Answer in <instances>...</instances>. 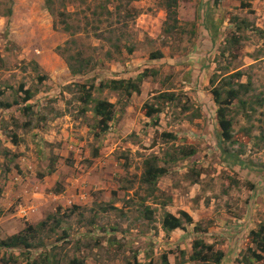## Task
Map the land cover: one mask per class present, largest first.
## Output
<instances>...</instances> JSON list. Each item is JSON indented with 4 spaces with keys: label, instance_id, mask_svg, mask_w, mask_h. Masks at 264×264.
<instances>
[{
    "label": "rangeland",
    "instance_id": "rangeland-1",
    "mask_svg": "<svg viewBox=\"0 0 264 264\" xmlns=\"http://www.w3.org/2000/svg\"><path fill=\"white\" fill-rule=\"evenodd\" d=\"M50 1L51 13L46 0H0V239L45 222L32 249L0 256L13 254L17 264L48 255L56 264H204L190 260L192 243L202 240L223 253L220 264H264L248 250L251 231L264 224V0H175L170 19L171 0ZM59 12L70 15L73 36ZM168 25L175 29L164 34ZM71 39L70 53L92 60L84 77L72 79L56 51ZM145 69L155 75L127 106L104 87ZM248 80L247 91L238 87ZM78 86L114 104L106 133ZM214 86L239 89L245 102L225 111L228 143L218 138ZM164 92L180 105L166 102L157 115L144 109L157 110ZM180 148L196 154L183 159ZM223 149L243 154L225 162ZM153 155L161 167L176 156L154 190L139 183ZM180 212L192 223L165 232L164 214Z\"/></svg>",
    "mask_w": 264,
    "mask_h": 264
},
{
    "label": "trees",
    "instance_id": "trees-1",
    "mask_svg": "<svg viewBox=\"0 0 264 264\" xmlns=\"http://www.w3.org/2000/svg\"><path fill=\"white\" fill-rule=\"evenodd\" d=\"M216 2V1H215ZM51 1L46 0V10H48L50 13L52 12L51 10ZM176 2L175 0H171L169 2H166L165 8L169 14V19L172 16H176ZM108 13V12H107ZM11 14V11L8 10L7 15L9 16ZM59 16H61L62 19V24L63 28L62 30L71 34V36L74 35V33L77 32V30L72 31V26H69V23H67L66 19L69 17V14H64L63 12L58 13ZM173 17V18H174ZM206 21H211L209 18L205 17ZM221 21L218 22L220 24ZM210 25L212 22L209 23ZM245 24V23H244ZM238 26V25H237ZM211 28H215L212 31V35L208 38L212 43H215V40L217 38V31L219 30L220 26H212ZM76 29H78L76 27ZM175 29L174 26L168 25L167 28L164 29V34H170L172 30ZM257 29V28H256ZM260 31L261 35H264V33L261 30ZM233 38H231L232 43H237L238 38L235 37V35H232ZM75 45V41L71 39L70 41L66 42V45L61 48L57 47L56 51L57 53L64 59L71 75L72 79L74 78H80L84 77L87 75L92 68V60L90 58L84 59L83 57H80L81 54H71L69 46ZM117 51H119V47L117 45H113ZM128 52L131 53L132 49H128ZM108 58L111 57V55L108 53L107 54ZM163 56L162 54L156 53V54H151L150 59H161ZM155 70H149L145 69L143 72L137 77L136 80H111L104 84V87L110 88L113 92H118L119 95H123L125 97V102L123 105L127 106V102H129L131 96L136 93L139 94L140 92V83L142 82V79L146 78L147 76L150 75H155ZM236 76H239V72L235 74ZM214 84V80L211 82ZM250 82L248 80L246 86L245 84H238L239 88H243L244 91H247V88L249 86ZM103 87V86H102ZM84 91L86 94L83 97H80V100H83L84 103H91L92 108L91 112L97 119H99V124H100V132L101 133H106L109 129V122H111L112 117H113V108L114 104L106 101V100H94L92 98V95L89 91L84 90V87L78 86V91ZM240 90L230 87L228 89H225L222 86H214L212 89V96H213V101L215 105L218 106L217 108V115H216V120L220 129V133L218 134V138L220 139L221 142L228 143L231 139V134L229 132L231 122L230 120H227L225 118V111L226 109L232 105L234 101H238V103H242L245 107V102H243L240 99ZM32 95L31 93L27 92L25 98L23 99L24 102H27L31 99ZM157 100L162 101V104L157 107V110H154L155 108L147 105L144 107V109H148L150 113L152 114H159L161 106L164 105V103L169 102V103H174L176 106H179V102L177 101V97L175 96L174 92H164L161 93L157 96ZM258 105H263L262 101L259 102L257 101ZM11 104H3L2 108H8L10 107ZM26 108H30V106H25ZM182 111H187L189 108L185 105L180 106ZM251 111H253V108H250ZM58 115V114H56ZM198 116V114L196 115ZM264 116V114H263ZM154 125H157V119L155 120ZM163 137L168 138V139H173L174 137L172 134H164ZM261 142H264V135L261 140ZM15 143V141H14ZM232 144H235L233 141ZM243 150H237V152H232L230 153L228 149H223L221 155H223V160L227 162L228 160L236 162L238 159L239 154L242 153ZM179 155L181 158H190L196 154V150L193 148H180L178 151ZM167 155V154H166ZM93 157H97V150H94ZM176 156L172 155L170 160H168L162 167L159 166V158L157 156H150L149 158H146L143 161V172L139 178V183L148 185L149 187H152V190H154L155 187H157V182L158 180L165 176L167 174V167L171 166L174 164L176 161ZM167 166V167H166ZM55 172V169L49 168L47 170L46 175H51ZM39 177H44V176H39ZM103 211H107L110 209H114L112 206H108L106 208H102ZM60 220H57L55 224H59ZM192 223V218L185 212H180V216L176 217L170 213H165L163 220H162V229L165 232H172L176 229H182L184 227V224H191ZM45 227V222H41L39 225L36 227L27 226L23 230H21L18 233L12 234L4 239H0V253L2 251H5V253H8L7 251H13V250H19V249H25V250H30L32 249L37 241H40L38 236L42 231H44ZM55 228V227H54ZM194 229H197V226L194 227ZM51 231H54L53 229ZM251 236V243L255 246L254 249L248 248V250L251 252L250 256L251 259H254L255 261L259 262L262 261L264 258V224L260 225L257 230H252L250 233ZM36 241V242H33ZM7 256V259H4V255L0 256V263L1 264H17L16 258L13 256V254H5ZM223 259V253L219 250L213 249V246L205 244L202 240H195L192 243V255L190 257L191 261H194L196 263H204V264H220ZM25 264H56V261L54 259H50L49 255L48 256H43L42 259H37L34 262H26ZM69 264H78L77 260H72ZM164 264H167L166 258L164 257Z\"/></svg>",
    "mask_w": 264,
    "mask_h": 264
},
{
    "label": "built area",
    "instance_id": "built-area-1",
    "mask_svg": "<svg viewBox=\"0 0 264 264\" xmlns=\"http://www.w3.org/2000/svg\"><path fill=\"white\" fill-rule=\"evenodd\" d=\"M23 212L22 213H25L26 211L25 210H22Z\"/></svg>",
    "mask_w": 264,
    "mask_h": 264
},
{
    "label": "clouds",
    "instance_id": "clouds-1",
    "mask_svg": "<svg viewBox=\"0 0 264 264\" xmlns=\"http://www.w3.org/2000/svg\"><path fill=\"white\" fill-rule=\"evenodd\" d=\"M236 152H237V150H236ZM2 253V252H1Z\"/></svg>",
    "mask_w": 264,
    "mask_h": 264
}]
</instances>
